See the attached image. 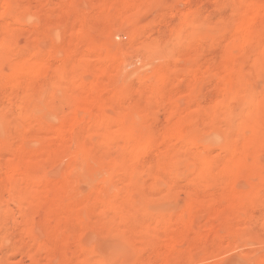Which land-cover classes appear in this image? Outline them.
Instances as JSON below:
<instances>
[{
  "label": "rangeland",
  "instance_id": "obj_1",
  "mask_svg": "<svg viewBox=\"0 0 264 264\" xmlns=\"http://www.w3.org/2000/svg\"><path fill=\"white\" fill-rule=\"evenodd\" d=\"M0 264H264V0H0Z\"/></svg>",
  "mask_w": 264,
  "mask_h": 264
},
{
  "label": "bare ground",
  "instance_id": "obj_2",
  "mask_svg": "<svg viewBox=\"0 0 264 264\" xmlns=\"http://www.w3.org/2000/svg\"><path fill=\"white\" fill-rule=\"evenodd\" d=\"M138 9V8H137ZM131 10V9H130ZM134 11V10H133ZM131 12V11H130ZM129 12V13H130ZM135 12V11H134ZM250 27V26H249ZM245 30H247V29H245ZM240 33V32H239ZM243 35V34H242ZM247 48V47H246ZM89 54V53H88ZM87 56H89V55H87ZM85 64V63H84ZM75 68V67H74ZM20 75V74H19ZM225 83V82H224ZM93 101V100H92Z\"/></svg>",
  "mask_w": 264,
  "mask_h": 264
}]
</instances>
